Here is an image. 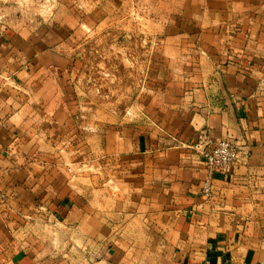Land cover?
<instances>
[{
  "label": "crops",
  "instance_id": "1",
  "mask_svg": "<svg viewBox=\"0 0 264 264\" xmlns=\"http://www.w3.org/2000/svg\"><path fill=\"white\" fill-rule=\"evenodd\" d=\"M85 4L112 14L0 34L17 82L0 88V264H264V0ZM103 24L176 42L155 69L181 76L150 84L144 110L106 112L83 80L75 35ZM199 134L248 152L210 196Z\"/></svg>",
  "mask_w": 264,
  "mask_h": 264
},
{
  "label": "rangeland",
  "instance_id": "2",
  "mask_svg": "<svg viewBox=\"0 0 264 264\" xmlns=\"http://www.w3.org/2000/svg\"><path fill=\"white\" fill-rule=\"evenodd\" d=\"M16 1L0 0V17L17 14L19 18H22L19 25H0V34H5L9 27L35 28L40 25L43 17L48 20L54 16H61L63 19L73 17L74 20L79 21L81 18L84 19V22L89 23L95 21L92 19L95 16L107 18L112 14V8L107 6L103 10L104 14L102 11L94 9L93 13L91 5L88 4L81 8V2L86 0H46L43 8H40L43 0H22L18 3L19 5ZM108 1L112 2L113 0ZM20 3H23V8L15 9L14 7L20 6ZM142 29L144 30V28ZM174 31L175 29L172 27L169 28V32ZM152 32V35L143 32H130L127 27L120 29L118 26H108V24L105 26L103 24L100 31L84 29L77 31L74 41L75 51H72V56L74 60L77 59V66L82 68L83 80L94 93L99 97L103 96L106 112L112 113L115 109L116 113H125L132 107H136L133 106L134 104L138 102L140 104V100L148 94L150 84H154L153 93L156 88H159L160 77L165 78L170 87L178 78L175 76H181V70L173 74L160 69L156 71L157 64L161 63V54L154 50L165 48L170 55L175 54L176 42H155V38L152 36L158 32L162 34L164 30L153 27ZM162 57L163 60L167 59ZM168 59H170L169 64L174 63L173 57ZM22 62V60L17 61L14 66L17 67ZM4 85L17 87V82L0 77V88ZM145 107V103L139 105L140 110H144ZM73 250L77 251L78 249L73 248ZM85 253H87L86 250Z\"/></svg>",
  "mask_w": 264,
  "mask_h": 264
},
{
  "label": "built area",
  "instance_id": "3",
  "mask_svg": "<svg viewBox=\"0 0 264 264\" xmlns=\"http://www.w3.org/2000/svg\"><path fill=\"white\" fill-rule=\"evenodd\" d=\"M195 153L208 166V174L202 184V193L210 196L212 192V177L216 172L228 173L242 160V155L248 152L233 139L209 138L206 134H199L191 145Z\"/></svg>",
  "mask_w": 264,
  "mask_h": 264
}]
</instances>
